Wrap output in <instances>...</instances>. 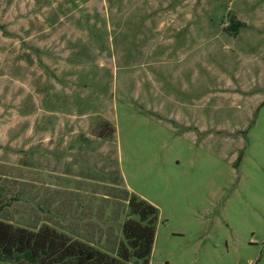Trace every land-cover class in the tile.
I'll use <instances>...</instances> for the list:
<instances>
[{
	"label": "rangeland",
	"instance_id": "rangeland-1",
	"mask_svg": "<svg viewBox=\"0 0 264 264\" xmlns=\"http://www.w3.org/2000/svg\"><path fill=\"white\" fill-rule=\"evenodd\" d=\"M94 9L160 12L164 38L186 36L196 16V55L158 50V32L139 43L151 20L122 50ZM57 70L83 71L84 94L113 109L119 173L103 174L117 185L52 173L53 149L27 147L67 120L53 105ZM82 119L70 121L88 128ZM58 163L75 168L67 154ZM130 192L159 209L150 264H264V0H0V219L113 249Z\"/></svg>",
	"mask_w": 264,
	"mask_h": 264
},
{
	"label": "crops",
	"instance_id": "crops-1",
	"mask_svg": "<svg viewBox=\"0 0 264 264\" xmlns=\"http://www.w3.org/2000/svg\"><path fill=\"white\" fill-rule=\"evenodd\" d=\"M129 2V1H128ZM59 12H55V18L59 16ZM89 16H98V17H104L109 18L108 20L105 19V24L107 26L108 30H116L117 33L121 34L123 37L120 39V43H122L121 48L122 50H128V47L126 45V35L130 33V29L132 26L141 25L142 20H151L150 24H146L143 26V29L141 31L142 39H138L139 43H143L144 37L147 35H150L151 32H158L159 38L158 41L160 42L158 46V50L163 49V46H169L168 50L170 52H173V49L176 50L175 52H181V50H185L187 53L194 54V48L195 45L198 47V43L195 40L194 34V23L196 22H202V20L196 18V16H191V14H188L186 17V23L191 22L192 27L189 26V24L182 25L183 30H187V34L184 37H180L177 35V32L180 31H173L175 32V36L173 35H167V38H164L161 33H163V15L159 12H155L154 14L149 12H144L137 10H119V9H113V10H97L94 9L91 12L88 11ZM111 19H114V21H111ZM117 19H123L122 22L126 26H124V30L122 27H118V21ZM130 19L136 20L134 22L129 21ZM205 22L204 18H202ZM158 21V23H157ZM121 23V22H120ZM190 24V25H191ZM116 29H115V27ZM185 26V27H184ZM177 28V27H176ZM190 28V29H189ZM192 29V30H191ZM193 31V32H192ZM170 38L168 39V37ZM164 38V39H163ZM171 39V40H170ZM174 42V43H172ZM162 46V44H164ZM161 46V48H160ZM198 50V48H196ZM157 50V49H156ZM74 55H72L71 60L77 61ZM102 66L106 67L107 65L104 62H101ZM126 65V64H125ZM83 71H70V70H57V79L58 81H55V84L58 85L56 91V94L54 93L55 97L53 100V105L55 104H66V109H69L68 112H62V114L65 115L67 120H64L59 128L58 133L55 136H44L39 139L37 137L35 143H30L27 147H31L32 149H36V151H39V149H44L46 145H49L51 149H53V153L51 155H54V157L57 159L52 165L49 164L48 168L50 169V172L52 173H58V174H65L67 176H74L76 178H84L87 180H93V181H100L101 183H108L112 185H117V182L115 180H112L113 182L110 183L111 177L105 176L103 173H115V178L117 177L118 173V167L113 168V163L116 162L117 156L119 155V150L116 149V139L113 140L115 137L119 138L117 131V126L115 125L114 121L116 120L115 114L113 113V109L110 108L109 110L103 111V109H99L100 101H96V95L95 94H84L86 89L79 87L81 86V83H85L83 81V78L89 79V76L87 74L82 73ZM65 80H67L71 86L65 85ZM123 82V78H122ZM146 83H149L147 81ZM145 83V86H146ZM151 83L154 84V81H151ZM158 87V86H157ZM66 90L68 93L63 94V91ZM141 92L139 93L140 97L143 95L144 88H141ZM122 92V91H121ZM159 89L155 88V86L151 90V97L157 98L158 97ZM122 100V96H121ZM43 102L44 99H43ZM114 101H111V104ZM69 106V107H68ZM65 109V108H63ZM73 117H75L76 121L78 119L86 118L91 120V125L84 129L80 128L76 124V122L70 121ZM61 118V119H63ZM71 118V119H70ZM84 120V119H82ZM102 122H108L111 125L115 127V132L112 134V136H105L108 134L107 129L105 131V128L103 129ZM105 132V133H103ZM110 132V131H109ZM104 137V138H103ZM64 154L68 155V159L71 158L72 161L75 163L74 167L72 168L70 165H60L58 163V160H61L64 156ZM84 160L86 161H99L100 164H98V168L101 171V174H91L90 171H85L86 167L84 164L79 163L76 161ZM22 164L25 166H31L29 164H33V167H36L37 163L36 161L29 159V160H20ZM106 163H109L108 165ZM41 166H44L47 168V165L41 164ZM84 167V168H83ZM108 181V182H107Z\"/></svg>",
	"mask_w": 264,
	"mask_h": 264
},
{
	"label": "trees",
	"instance_id": "trees-1",
	"mask_svg": "<svg viewBox=\"0 0 264 264\" xmlns=\"http://www.w3.org/2000/svg\"><path fill=\"white\" fill-rule=\"evenodd\" d=\"M232 26L238 31L241 22L234 21L229 27ZM101 127L105 131L109 129L104 137L115 132V127L108 122H102ZM128 201L129 216L122 226L123 238L112 242L113 249L106 250L82 238H73L49 224L32 230L0 219V261L16 264H150L159 209L132 192Z\"/></svg>",
	"mask_w": 264,
	"mask_h": 264
}]
</instances>
